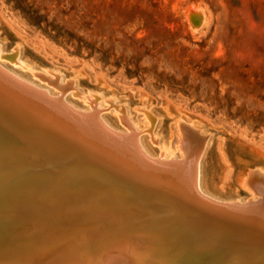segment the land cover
Wrapping results in <instances>:
<instances>
[{"label":"rangeland","instance_id":"obj_1","mask_svg":"<svg viewBox=\"0 0 264 264\" xmlns=\"http://www.w3.org/2000/svg\"><path fill=\"white\" fill-rule=\"evenodd\" d=\"M190 11L207 14V29L195 32ZM0 31L2 53L73 77L71 93L113 95L139 120L146 112L134 109H150V140L153 133L176 145L177 120L194 121L208 138L202 162L212 187L226 198L247 196L244 172L264 167V0H0ZM100 107L115 123L113 103ZM160 240L185 248L171 263L198 261L184 239Z\"/></svg>","mask_w":264,"mask_h":264},{"label":"bare ground","instance_id":"obj_2","mask_svg":"<svg viewBox=\"0 0 264 264\" xmlns=\"http://www.w3.org/2000/svg\"><path fill=\"white\" fill-rule=\"evenodd\" d=\"M193 12L188 15L195 32L207 29V14L200 11L199 16H194ZM18 48L19 45L15 49ZM2 52H5L4 46L0 45V72H5L3 75L40 90L52 104L61 100L72 112L94 113L113 130L132 133L145 154L152 160L163 162L167 168L163 170L168 172L170 168L172 174L156 175L157 170L133 158L134 166L143 174L135 172L131 174L133 178H128L127 174L131 172L119 169L118 161L103 153L92 141L90 154L105 167L116 171L110 170L118 178V201L107 196L110 192L107 188H97L94 178H89L91 172L83 167L73 168V164L40 177L22 180L24 171L38 166H56L76 151L62 142L60 135L63 134L59 135L54 130L51 131L56 132L59 138L15 124L13 120L19 112L14 104L3 99L0 92V105L8 104H5L11 114L8 117L13 119L0 114V170L3 172L0 173V189L13 183L15 176L19 175L18 183L10 187L12 189L0 200V264H174L171 262L176 248L163 246L162 240L155 235L158 227L153 222L156 218L165 219L182 229L183 233L178 238L184 239L186 248L195 255L198 261L194 264H264V202L257 201L258 197L257 202L253 201L254 195L251 196L252 192L256 193L255 196H264V167H246L240 186L246 190L243 186L248 181L250 189L246 190L247 196H221L209 182L202 162L208 138L194 121H187L189 125L183 119L177 120L180 140L176 145H173V139L165 140L153 133L150 140L148 135H144L148 130L145 127L149 125L147 118L154 123L157 121V117L149 113L150 109L143 106L133 108L137 112H146V116L143 120L130 118L125 108L121 110V106L115 105L113 95L106 98L102 92L95 94L79 90L71 93V90L77 91L73 77L64 78L56 69L40 68L38 63L27 61L19 53ZM4 58L16 65L3 61ZM68 92L72 97H80L82 104L68 98ZM110 102L118 110V114L112 113L115 123L103 116L110 108L100 107ZM153 144H158L157 150ZM80 148L84 147L81 145ZM75 149L82 154L83 150ZM186 155L190 156V162L186 169L177 172L172 162L184 160ZM78 177L87 182L86 191L79 187L61 188L72 186L71 181ZM96 190L112 207H105L98 197L87 195ZM248 197L250 201L243 202ZM248 202L255 203L259 211L240 213L230 208L231 205ZM127 204L141 217L148 216L151 220L130 216L124 212ZM232 232L241 236L233 237ZM175 244L178 246V241L170 242L171 246ZM210 248L217 251L210 255ZM184 249L178 248L177 254L184 256ZM165 252H168L165 258L158 257Z\"/></svg>","mask_w":264,"mask_h":264},{"label":"water","instance_id":"obj_3","mask_svg":"<svg viewBox=\"0 0 264 264\" xmlns=\"http://www.w3.org/2000/svg\"><path fill=\"white\" fill-rule=\"evenodd\" d=\"M3 73L5 72H0V92L3 94L2 96L4 100L14 104L19 114L14 117V120L9 118L8 116H11V114H9L6 110L7 107L5 104L7 103L0 105V114L13 120L14 123L20 127L33 131H43L55 138H59L61 136L65 138L61 139L62 142L70 147V149L76 151L74 154L65 159L64 162L56 166H38L24 171L22 174L24 178H22V180L32 178L33 176L40 177L39 175H45V173L48 172L52 173V171L62 170L64 167L73 164V168L83 167L85 170L91 172L92 174H90L89 178H94L97 188L102 186L107 188L110 190L107 196H111V199L117 200L120 198L116 190L119 183L117 180L118 178L112 173L114 170L105 167L97 161L92 154H90V152L93 151L91 148L92 143H90L92 141H95V143L99 145L103 153L118 161L119 169L122 168L125 171L127 170L128 172H131L127 174V176H129L128 178H133L131 174H134L135 172L142 173L134 166L135 161H133V158H137L140 162L146 164L148 168L157 170V173H155L156 175L159 174L164 176L172 174V170H170V168L168 172L163 170L167 169L166 165H163V162L152 160L145 154L141 146H139L135 141V137L132 133H123L113 130L101 122L100 119L94 115V113H79L78 111L72 112L71 108L65 102H61V100L58 101V104H52L53 102L41 95L42 93L40 90L21 83L7 74V76L3 75ZM30 121L34 123H31ZM51 130L56 131L59 135L63 134V136H57V133ZM81 145L84 147L83 149L80 148ZM75 148L83 150L82 154ZM190 160V156L186 155L184 160H177L172 163L175 164L174 167H176L178 172L179 169H186ZM6 169H10V167H7ZM68 171L71 172V170H67V172ZM164 171L165 173H163ZM150 172H152V170H150ZM0 173L3 172L0 170ZM17 177H19V175L15 176V181L13 183H9L0 189V200L7 195L9 189H12L10 187H14V185L18 183V180H16ZM78 178L71 181V183H73L71 184L72 186L65 185L61 186V188L66 190L70 187H79L80 189L86 191L88 188L87 182ZM243 187L246 190L250 189L248 181L244 183ZM97 190L95 192L91 191L90 193H87V195L98 197L105 207H112V205L105 200V198H103L105 196L102 197L99 195V191L97 192ZM125 206L124 212L130 216H138L140 220L143 221L144 219L145 221L151 220L148 216L141 217L139 213L134 212V208L129 204ZM230 208H233L236 212L240 213H256L259 211L256 204L253 202L234 204L231 205ZM153 223V225L158 227L155 231V235H157L160 239L171 240L174 237H178V233L176 232L177 227L170 224L171 222L168 223L165 219L156 218ZM214 253L215 251L211 249L210 255Z\"/></svg>","mask_w":264,"mask_h":264}]
</instances>
